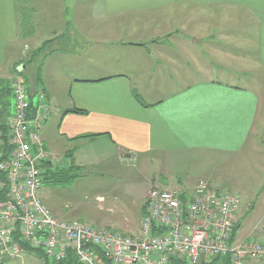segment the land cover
<instances>
[{
  "label": "crops",
  "instance_id": "1",
  "mask_svg": "<svg viewBox=\"0 0 264 264\" xmlns=\"http://www.w3.org/2000/svg\"><path fill=\"white\" fill-rule=\"evenodd\" d=\"M21 2L35 13L43 9L41 0ZM67 5L66 14L53 11L37 19L49 34L37 46H50L41 59V81L31 79L45 92L50 113L38 133L55 158L44 165L45 179L89 166L94 149L113 165L148 167L169 165L170 158L175 166L180 159L190 166L204 156L200 166L226 165L264 150V0H69ZM15 10V0H0V65L13 62L8 81L16 68L26 74L29 66L23 48L17 60L10 51L20 36ZM142 15L152 16L155 29L147 38L133 34ZM95 52L99 67L92 74ZM171 84L179 86L173 90ZM2 98L0 128L13 114ZM187 173L188 181L162 173L147 180L137 230L150 189L178 187L187 194L198 181L207 183L197 168ZM261 225L255 229L264 230ZM239 226L238 217L235 243Z\"/></svg>",
  "mask_w": 264,
  "mask_h": 264
},
{
  "label": "built area",
  "instance_id": "2",
  "mask_svg": "<svg viewBox=\"0 0 264 264\" xmlns=\"http://www.w3.org/2000/svg\"><path fill=\"white\" fill-rule=\"evenodd\" d=\"M11 94L13 114L6 131L0 128V188H7L0 204V261L20 257L26 245L51 264H198L224 255L230 256V264H264V234L230 243L238 195L204 181L187 194L151 189L135 235L54 217L40 198L41 165L55 160L38 138L47 115L46 96L36 90L39 105L32 113L28 90L18 76L11 81Z\"/></svg>",
  "mask_w": 264,
  "mask_h": 264
},
{
  "label": "rangeland",
  "instance_id": "3",
  "mask_svg": "<svg viewBox=\"0 0 264 264\" xmlns=\"http://www.w3.org/2000/svg\"><path fill=\"white\" fill-rule=\"evenodd\" d=\"M41 1L43 9L35 13L31 11L28 3L15 0L16 17L20 20L18 28L20 36L16 47L10 50L14 60L21 58V49H24L25 45H27L28 51L26 55L22 51L23 60L30 53L35 55L38 52L37 41L46 40V36H49L45 33V27H40L37 21L38 18L40 21L42 14L51 15L53 11L58 13L62 10L64 14L67 12L69 0ZM133 26L134 29L138 30V33H133L134 36L145 35L147 38V35L155 30L151 15H142L139 21L133 23ZM95 37L99 38V36ZM101 55L104 60H107L105 54L101 53ZM90 56L93 62L89 67L91 73L94 74L99 67V52L92 53ZM156 57L159 58V56ZM12 63L6 61L0 65V91L7 84L8 68L12 67ZM163 63H166L164 56ZM28 65V72L24 73V76L29 87V82H32L31 79H36L38 70L40 72L38 78L41 81V72L44 70L40 67L41 59L40 63L35 60ZM44 67L46 68V66ZM59 72L67 76L69 71L62 70ZM164 81L168 83L167 80ZM178 86L170 85L173 90L177 89ZM167 88L168 86H164V90ZM2 99L9 103L6 110L8 114L11 113L10 111L13 110L11 95H6ZM32 102L39 104L36 97H33ZM101 154L100 149H94L89 166L87 164L81 168L74 167L67 171L64 170L63 174H57L46 179L41 199L54 216L68 221H81L96 228L114 229L123 234L131 235L138 231L136 213L141 206V196L149 188L148 184H145L147 180L158 177L162 173L163 178H174L179 174L182 178L186 177L188 181V169L197 168V174L201 175L202 179L206 180L211 187L238 195L241 201L237 213L240 218V226L236 235L238 242L249 236H259L258 231L254 229L257 225H261V222L264 226V150L260 148L258 151L242 154L228 164L219 166L212 162L200 166L206 156L190 166H186L183 159H180L181 164L179 166H175L172 164L171 158L169 159L170 164L165 166L158 164L156 167H148L135 162L113 165L110 160L107 161L106 158L101 157ZM194 173L196 174V172ZM192 182L195 181L192 180ZM177 188L174 189L178 190ZM262 235L261 233L260 236ZM42 261L47 264L44 259L39 260L35 253H23L19 258L7 259V264H40ZM0 264H2L1 261Z\"/></svg>",
  "mask_w": 264,
  "mask_h": 264
},
{
  "label": "trees",
  "instance_id": "4",
  "mask_svg": "<svg viewBox=\"0 0 264 264\" xmlns=\"http://www.w3.org/2000/svg\"><path fill=\"white\" fill-rule=\"evenodd\" d=\"M48 44L49 43H46L43 46H41L40 48H38V52L35 55L30 53L29 59L27 61L28 64H30L31 62H33L35 60H38L39 63H40V59H42V57L45 56L46 52H48V48H49ZM20 75L24 79L23 80L24 84H25V86H26V88L28 90V93H29L31 112L35 113L36 110H37L38 105L34 106V104L32 102L33 94H31V91L34 88V86H33V84H31L32 82H29V87L27 86L28 85V81H27L26 77L24 76V71H22V73H20ZM38 77H39V70L36 72V80L39 79ZM6 83H7L6 86L3 88V90L0 91V96L1 97H5L6 95H9V94L11 95V87L9 86L10 81L7 80ZM36 83H37V81H36ZM78 112L82 113V111H78ZM46 114H48V110H47ZM46 119H47V115H46ZM2 127H4V129H5V126H2ZM42 167H43V165H42ZM62 173H63V171L60 172V173H56V175L57 174H62ZM2 179H3V175L0 174V181H2ZM46 179L44 178V181H46ZM6 190H7V188L5 186L0 188V204L5 199ZM239 209H240V206H239ZM145 214H146V210L144 208V214L142 216V219L144 218ZM142 219H141V221H142ZM237 223H238V221H237ZM115 231H117V230H115ZM235 233H236V228L234 229V231H233V233L231 235L230 243H235ZM17 238L18 237L16 235L15 239H17ZM23 249H24L25 253H35L38 256V259H40V260L43 259V256L40 254L39 251H35V250L27 247L26 245L23 246ZM71 264H73V261L71 262ZM107 264H109V263H107ZM171 264H186V263L185 262H180L179 260H172ZM198 264H230V256L229 255L214 256V257L210 258L209 260H201Z\"/></svg>",
  "mask_w": 264,
  "mask_h": 264
}]
</instances>
